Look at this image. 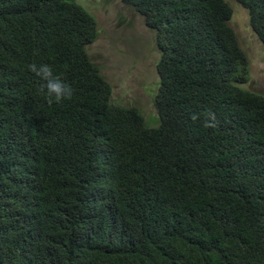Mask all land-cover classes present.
Segmentation results:
<instances>
[{
	"label": "trees",
	"instance_id": "16d2710c",
	"mask_svg": "<svg viewBox=\"0 0 264 264\" xmlns=\"http://www.w3.org/2000/svg\"><path fill=\"white\" fill-rule=\"evenodd\" d=\"M122 1L157 34L156 127L112 102L77 0H0V264H264V95L230 4ZM237 1L264 43V0Z\"/></svg>",
	"mask_w": 264,
	"mask_h": 264
},
{
	"label": "rangeland",
	"instance_id": "374dc122",
	"mask_svg": "<svg viewBox=\"0 0 264 264\" xmlns=\"http://www.w3.org/2000/svg\"><path fill=\"white\" fill-rule=\"evenodd\" d=\"M232 8L230 25L249 60V77L240 84L264 95V43L250 21V13L237 0H227ZM93 14L99 35L87 51L113 87L112 102L137 107L147 126L161 123L155 105L160 87L158 62L161 57L156 31L150 29L136 8L122 0H77Z\"/></svg>",
	"mask_w": 264,
	"mask_h": 264
},
{
	"label": "clouds",
	"instance_id": "9594fccd",
	"mask_svg": "<svg viewBox=\"0 0 264 264\" xmlns=\"http://www.w3.org/2000/svg\"><path fill=\"white\" fill-rule=\"evenodd\" d=\"M27 70L42 82L40 91L45 93L47 103L62 104L66 100H71L74 96V88L68 83L62 75L57 74L53 67L47 63H29ZM207 119L205 120L206 127L216 126V117L214 113H206ZM196 119V116H193Z\"/></svg>",
	"mask_w": 264,
	"mask_h": 264
}]
</instances>
